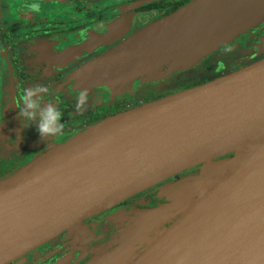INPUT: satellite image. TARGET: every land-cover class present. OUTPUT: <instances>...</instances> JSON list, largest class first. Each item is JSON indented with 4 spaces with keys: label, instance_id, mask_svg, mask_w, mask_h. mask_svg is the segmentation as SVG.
Listing matches in <instances>:
<instances>
[{
    "label": "water",
    "instance_id": "water-1",
    "mask_svg": "<svg viewBox=\"0 0 264 264\" xmlns=\"http://www.w3.org/2000/svg\"><path fill=\"white\" fill-rule=\"evenodd\" d=\"M263 13L264 0H193L152 30L181 55ZM197 166L160 191L166 203L120 214L131 225L87 264H264V58L61 137L1 179L0 264L64 230L80 237L84 219Z\"/></svg>",
    "mask_w": 264,
    "mask_h": 264
},
{
    "label": "flooded vegetation",
    "instance_id": "flooded-vegetation-1",
    "mask_svg": "<svg viewBox=\"0 0 264 264\" xmlns=\"http://www.w3.org/2000/svg\"><path fill=\"white\" fill-rule=\"evenodd\" d=\"M192 1L0 0V145L12 151L6 157L0 151V180L61 137L264 58L263 13L258 25L184 71L177 69L178 47H164L166 32L152 28ZM31 3L40 4L39 13L28 11ZM199 48L191 47L189 56ZM36 85L48 89L40 95L42 106L55 104L63 115L64 130L57 137L41 139L36 122L18 116L21 94ZM84 89L87 105L77 112ZM177 177L84 219L86 232L80 237L64 230L8 264H49L71 251L75 258L70 264H87L131 225L117 219L120 214L166 203L158 191L144 193Z\"/></svg>",
    "mask_w": 264,
    "mask_h": 264
},
{
    "label": "clouds",
    "instance_id": "clouds-1",
    "mask_svg": "<svg viewBox=\"0 0 264 264\" xmlns=\"http://www.w3.org/2000/svg\"><path fill=\"white\" fill-rule=\"evenodd\" d=\"M28 11L32 13L40 12L39 3H31L27 6ZM48 89L44 85H36L27 88L20 96L18 116L25 121L36 122V131L41 139L57 137L62 134L64 124L61 123L63 115L57 106L52 103L42 106L40 95L47 93ZM87 90H81L77 97L75 105L77 112H83L87 105ZM27 127V125H25Z\"/></svg>",
    "mask_w": 264,
    "mask_h": 264
},
{
    "label": "rangeland",
    "instance_id": "rangeland-1",
    "mask_svg": "<svg viewBox=\"0 0 264 264\" xmlns=\"http://www.w3.org/2000/svg\"><path fill=\"white\" fill-rule=\"evenodd\" d=\"M262 15L257 19L255 20L254 22L252 23H249L247 25H244L243 27L240 28V31H237V32H234V33H231L229 35L226 36V39L220 41L219 43H215V45L209 47V46H203V44L208 41H212V35L211 34H208L206 32L204 33H201L198 35V37L200 38V40L194 42V43H188V48L185 50V52L183 51L181 55H179L178 53V61L177 63L179 65H177V69H180L181 71H184V69H187L189 68L191 65H193V63H198L201 59H203L204 57L208 56L209 54H211L213 51H216L217 49H220L222 47H224L226 44H228L232 39H234L237 35L241 34V33H244L247 29L251 28V27H254L256 25H258V23L261 21V18ZM195 43L198 44V46L200 47L197 51V56L193 59H188L186 61L185 58H187L189 56V51H190V48L191 47H197L195 46ZM189 44H192V45H189ZM179 50V49H178ZM182 61V62H180ZM0 142H3V141H0ZM51 148V147H50ZM0 151H1V156L2 157H6V156H9L12 154V151H11V148H7L6 146L3 147V145L1 144L0 145ZM199 166L197 167H194L192 169H189L187 171H184L182 173H180L179 175H176L178 176L177 178L173 179V180H169L163 184H160L158 185V187H155V188H152L150 190H148L146 193L144 194H148V193H151V192H154V191H158V193H160V191L162 189H164L165 187L169 186V185H173V184H179L191 177H195L198 173H199ZM175 177V176H173ZM172 177V178H173ZM158 228L155 229L153 231V233L151 234V236L153 237V235L157 232H159ZM156 233V234H157ZM137 255V253H136Z\"/></svg>",
    "mask_w": 264,
    "mask_h": 264
}]
</instances>
